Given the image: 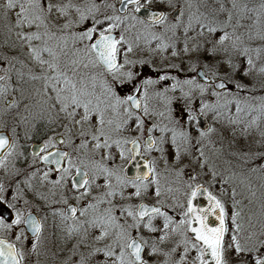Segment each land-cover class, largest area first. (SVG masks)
Masks as SVG:
<instances>
[{
    "label": "snow or ice",
    "instance_id": "obj_1",
    "mask_svg": "<svg viewBox=\"0 0 264 264\" xmlns=\"http://www.w3.org/2000/svg\"><path fill=\"white\" fill-rule=\"evenodd\" d=\"M0 170V264H264V0H3Z\"/></svg>",
    "mask_w": 264,
    "mask_h": 264
},
{
    "label": "flooded vegetation",
    "instance_id": "obj_2",
    "mask_svg": "<svg viewBox=\"0 0 264 264\" xmlns=\"http://www.w3.org/2000/svg\"><path fill=\"white\" fill-rule=\"evenodd\" d=\"M209 122V121H208ZM42 141H41V139H39V138H36V139H33L32 141H27V142H25V141H22V143H25V145H26V154H29L31 151H32V149H31V147H30V145H32V144H40ZM30 157H29V162H24V161H22L21 160V162L20 163H18L17 164V166H23L24 165V169H27L28 168V163H30ZM38 167H41V168H43L44 166L42 165V164H38L37 165ZM1 179V178H0ZM34 183H36V182H34ZM51 219V218H50Z\"/></svg>",
    "mask_w": 264,
    "mask_h": 264
},
{
    "label": "rangeland",
    "instance_id": "obj_3",
    "mask_svg": "<svg viewBox=\"0 0 264 264\" xmlns=\"http://www.w3.org/2000/svg\"><path fill=\"white\" fill-rule=\"evenodd\" d=\"M0 3H3V0H0ZM211 122V120L209 119V123ZM22 142V141H21ZM21 162V161H20ZM20 162H18V163H20ZM18 167H20V168H22V169H24V165L23 166H18ZM0 178L1 179H4L5 178V174H4V172H3V170H0ZM24 177L23 176H21L20 177V179H23ZM37 184L39 183L38 182V180L37 181H35ZM9 191H14V189H9Z\"/></svg>",
    "mask_w": 264,
    "mask_h": 264
},
{
    "label": "trees",
    "instance_id": "obj_4",
    "mask_svg": "<svg viewBox=\"0 0 264 264\" xmlns=\"http://www.w3.org/2000/svg\"><path fill=\"white\" fill-rule=\"evenodd\" d=\"M254 2H255V0H254Z\"/></svg>",
    "mask_w": 264,
    "mask_h": 264
}]
</instances>
